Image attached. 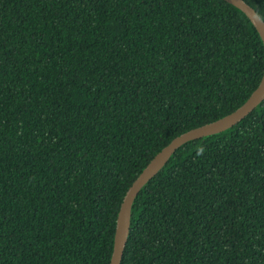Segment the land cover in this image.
Returning a JSON list of instances; mask_svg holds the SVG:
<instances>
[{"label": "trees", "instance_id": "16d2710c", "mask_svg": "<svg viewBox=\"0 0 264 264\" xmlns=\"http://www.w3.org/2000/svg\"><path fill=\"white\" fill-rule=\"evenodd\" d=\"M263 70L225 0H0V264H108L139 172ZM121 264H264V99L142 186Z\"/></svg>", "mask_w": 264, "mask_h": 264}, {"label": "water", "instance_id": "95a60500", "mask_svg": "<svg viewBox=\"0 0 264 264\" xmlns=\"http://www.w3.org/2000/svg\"><path fill=\"white\" fill-rule=\"evenodd\" d=\"M242 10L256 28L264 46V19L246 0H225ZM264 99V70L257 86L246 100L229 113L212 121L190 128L173 137L147 162L127 188L116 217L113 248L108 264H121L126 245L131 217V207L142 186L147 183L168 161L170 156L183 143L221 132L247 116Z\"/></svg>", "mask_w": 264, "mask_h": 264}]
</instances>
